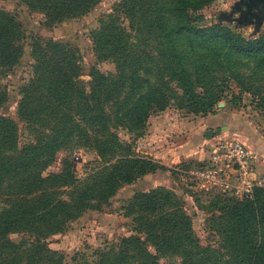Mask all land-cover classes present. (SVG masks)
<instances>
[{"label": "trees", "instance_id": "1", "mask_svg": "<svg viewBox=\"0 0 264 264\" xmlns=\"http://www.w3.org/2000/svg\"><path fill=\"white\" fill-rule=\"evenodd\" d=\"M19 1L51 26L88 14L101 0ZM209 1L117 0L91 32L96 61L111 62L115 72L104 74L95 64L86 84L76 47L28 36L14 17L0 12V78L21 59L25 40H30L33 60L17 106L18 122L32 139L20 145L19 125L0 116V264H57L48 238L107 204L122 187L167 171L121 154L93 179L77 180L68 159L61 172L46 174L62 149L74 143L103 158L129 152L111 130L143 129L172 96L207 113L222 93L217 91L222 82L233 80L245 93H256L239 70L251 64V74L264 78V35L246 39L226 26L202 24L200 11ZM7 101L0 85V109ZM173 196V209H168ZM214 207L219 249L200 244L183 202L167 188L136 192L127 214L136 216L132 231L144 239H121L103 253L100 264H157L167 256L180 264H264V184L241 199L220 193ZM14 234L28 245L10 239Z\"/></svg>", "mask_w": 264, "mask_h": 264}, {"label": "rangeland", "instance_id": "2", "mask_svg": "<svg viewBox=\"0 0 264 264\" xmlns=\"http://www.w3.org/2000/svg\"><path fill=\"white\" fill-rule=\"evenodd\" d=\"M116 1L101 0L88 14L51 26L46 25L42 14L29 11L19 0H0V12L9 13L14 17L28 36L33 34L43 40L70 43L76 47L82 56L83 76L81 79L86 84L89 80L90 67L95 64L104 74L115 72V67L111 62L98 63L96 61L91 32L98 28L99 19L111 12ZM200 14L203 17L202 24L226 26L246 39H256L264 35V0H258L253 6L250 5L249 0H210L200 11ZM29 43L30 40L24 41L21 59L0 78V85L6 90L8 97L7 103L0 109V116L8 117L19 125L20 145L32 139L31 132L28 133L24 130V126L18 122L17 117V106L22 97L21 89L27 84L33 73ZM241 65L239 74L243 75V79L251 82L255 88H258L255 90L256 93L254 91L245 93L244 88L233 80L222 82L217 90L222 93L214 107L207 113L197 112L191 106L180 104V101L172 96L162 112H155L149 116L143 129L137 132H129L123 128L111 130L118 136L123 149L129 152H118L103 158L93 150L72 143L55 155L53 163L45 173L61 172L64 161L68 159L73 161L76 171L74 175L79 181L100 177L103 168L116 164L121 154L126 159L151 161L157 167L162 165L161 162H164L167 169L164 173L151 174L131 185L122 187L107 204H98V207L86 211L71 222L63 233L48 238L46 240L48 248L56 253L57 264H100L103 253L118 245L121 239L131 235L144 239L143 234L137 235L132 231L134 226L132 219L136 216H128V205L136 192L156 190L159 186H164L183 202L186 214L190 217L192 229L200 244L203 247L219 249L221 240L215 233L218 224L213 217L219 215L218 212H215L214 206L215 200L222 192L216 189L201 190L193 185L191 172L195 171L199 164L188 160L189 158L182 157L180 162L174 163V144L182 141L178 137L180 136L179 131L194 133L195 137L194 135L189 136L192 138L189 143L196 144L198 129L203 126L205 118L217 113H224L228 117L248 125L251 127L250 129L256 130L255 132L264 138V78L260 79L261 76L251 74L253 65ZM185 99L184 103H186ZM213 137L208 141L216 139L218 143L228 139V137L220 135ZM184 139L186 140V137ZM204 148L208 153H206L207 162L212 152L211 145L205 142ZM75 149L77 150L74 154L70 155L71 151ZM231 196L236 197L235 195ZM61 199L66 200L67 197L62 195ZM173 205L174 196L168 209H173ZM3 206V200L0 197V210ZM10 239L24 245L27 242L26 238L21 235H10ZM26 245L28 244L26 243ZM149 249L153 253L151 246ZM220 253H224L223 249L220 250ZM157 264H180V259L170 256L162 257Z\"/></svg>", "mask_w": 264, "mask_h": 264}, {"label": "built area", "instance_id": "3", "mask_svg": "<svg viewBox=\"0 0 264 264\" xmlns=\"http://www.w3.org/2000/svg\"><path fill=\"white\" fill-rule=\"evenodd\" d=\"M257 155L238 139L216 143L208 161L191 172V183L201 190L216 189L236 198L250 196L255 186L264 184L254 176Z\"/></svg>", "mask_w": 264, "mask_h": 264}, {"label": "crops", "instance_id": "4", "mask_svg": "<svg viewBox=\"0 0 264 264\" xmlns=\"http://www.w3.org/2000/svg\"><path fill=\"white\" fill-rule=\"evenodd\" d=\"M202 125L203 126L200 129H198L197 140H196V144L194 145L189 143L194 133H187V131H179L180 136L178 135L177 136L180 137L182 141L178 143L176 142V144H174V163L180 162V159L182 157V158H189L188 160H191L199 165L205 164L206 159L208 158L207 157L208 153L205 152L206 149L204 148L205 142L206 144L211 145V149L214 148L217 142L216 139L208 141L209 139L205 138L204 133L207 130L215 131L216 129H221V132L218 135L223 137H228V139H238L241 142L245 143L252 151L256 153L257 160L254 163V176L263 177L264 138L259 133L255 132L256 130L250 129L251 127H249L248 125L241 123L236 119L228 117V115L224 113L209 115L208 117L205 118ZM190 135L191 137H189ZM185 137L186 140L184 139ZM161 164L165 165L164 162H161Z\"/></svg>", "mask_w": 264, "mask_h": 264}, {"label": "water", "instance_id": "5", "mask_svg": "<svg viewBox=\"0 0 264 264\" xmlns=\"http://www.w3.org/2000/svg\"><path fill=\"white\" fill-rule=\"evenodd\" d=\"M249 1H250V5L253 6V5L256 4V2L258 0H249ZM220 132H221V129H216L215 131H213V130H207L204 133V136H205V138H208L209 139V138H212L214 135L220 134Z\"/></svg>", "mask_w": 264, "mask_h": 264}]
</instances>
